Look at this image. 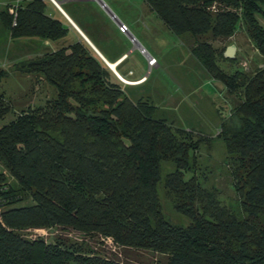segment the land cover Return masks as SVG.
<instances>
[{
  "label": "trees",
  "instance_id": "1",
  "mask_svg": "<svg viewBox=\"0 0 264 264\" xmlns=\"http://www.w3.org/2000/svg\"><path fill=\"white\" fill-rule=\"evenodd\" d=\"M142 1L168 32L195 41L229 39L243 26V44L231 43L238 49L233 60L208 42L191 52L213 80L241 91L219 137L235 156L231 175L246 217L238 220L220 206L195 176L185 179L206 139L193 141L191 132L155 118L148 101H132L91 47L74 30L69 34L66 20L52 19L42 0H34L15 17L0 13L10 40L63 44L18 65L52 86L55 98L0 127V165L17 186L0 174V264H122L91 250V238L100 248L110 238L124 254L151 252L153 264H264V29L256 19L264 0ZM239 59L255 65L250 74L219 67ZM9 112L0 94V122ZM162 162L174 166L164 187L176 212L190 220L186 227L161 212ZM43 228L70 234L51 243L24 236Z\"/></svg>",
  "mask_w": 264,
  "mask_h": 264
},
{
  "label": "rangeland",
  "instance_id": "2",
  "mask_svg": "<svg viewBox=\"0 0 264 264\" xmlns=\"http://www.w3.org/2000/svg\"><path fill=\"white\" fill-rule=\"evenodd\" d=\"M100 1L117 21L121 24L126 23L123 25L127 26L130 35L149 56L155 57L159 66L149 69L146 65L147 56L141 54V49L133 50V43L125 36L126 39L123 40L127 46L125 58L128 59L120 70L132 71L134 76L128 79L141 76L145 78L143 84L139 86H126L125 90L129 98L132 101L139 99L148 101L156 107L155 118L166 120L173 130L183 129L191 132L193 141L199 138L206 139L199 145L195 153V166L193 168L192 162L190 163L192 169L185 175V179L195 176L203 189L215 194L220 206L229 210L238 220H243L246 215L242 210L234 187L235 181L231 175L235 156L226 153L224 143L219 137L221 122L227 120V117L230 119L242 101V94L240 90L231 92L221 82L217 83L212 77L209 78V74L191 52L196 43L200 42H208L218 51H224L234 42L243 44L242 41L245 39L243 26L240 25L241 29L239 28L235 36L229 39L213 40L208 35L195 41L189 34L177 36L168 32L142 0ZM96 4L102 11L99 12L101 19L113 22L99 3ZM262 10L264 11V6ZM256 18L264 25V14H256ZM62 42L51 43V46H61ZM45 53H47L46 46L39 42V44L22 45L19 55L14 56L15 58L12 54L0 56V71L6 73V76L0 79V94L4 95L10 107V112L0 122V127L13 121L21 112L42 107L47 101L55 98V91L47 82L18 69L20 62L30 61ZM219 67L226 74L240 68L250 74L255 65L249 60L239 59L235 64L224 62L219 64ZM173 171V164L169 162L160 164L157 196L165 220L172 225L186 227L190 224V220L176 212L175 198L164 187L165 176ZM0 174H5L8 182L17 188L16 183L1 165ZM69 232L58 228H43L24 231V236L30 240L39 238L51 243L59 236L58 234L67 235L70 234ZM79 238L82 239L83 236ZM88 243L90 249L96 251L98 255L104 257L114 255L122 264H153L155 260V255L151 252L124 254L118 248H112L113 243L109 241H106L105 247L102 248L97 246L98 242L94 238L89 239ZM114 250L115 253L112 252Z\"/></svg>",
  "mask_w": 264,
  "mask_h": 264
},
{
  "label": "crops",
  "instance_id": "3",
  "mask_svg": "<svg viewBox=\"0 0 264 264\" xmlns=\"http://www.w3.org/2000/svg\"><path fill=\"white\" fill-rule=\"evenodd\" d=\"M33 1L34 0H0V13L7 9L8 14H11L12 10L16 11L18 8H24ZM42 2L45 5L46 15H48L52 19L64 18L68 23L67 27L69 30V34H71L74 30L83 40L85 38L101 54L106 62L110 64V66H114L116 72L118 73L117 67L118 69L122 68V66L128 59L125 58L127 56V46L125 45V42L123 40L126 39L125 36L129 38L130 33H120L115 20H113V22H110L101 19V13L99 15V12L102 11L96 4L98 3L97 0H42ZM257 21L264 29L263 23L259 22L258 19ZM122 23L126 25L125 22ZM68 39L73 41L76 38L72 35H68ZM129 40L134 45L133 50L140 49L135 39L134 42H132L131 38H129ZM39 42L46 46L47 52L55 51L57 47H59L58 45L51 46V43L48 41L10 40L6 30L2 27L0 20V56H8L12 54V57L15 58L14 56H16L21 50L22 45L26 46L27 44H39ZM61 44H63V42ZM142 49L143 48H141V50ZM144 53L147 54L145 50ZM146 65L149 69H151L147 64V60ZM158 67L159 66L157 64L152 68ZM122 73L124 77L119 73L118 75L123 79L134 76L130 69H122ZM208 77L211 78L210 75H208ZM144 79V76L136 79H125L128 82L125 85L127 87L139 86L143 84L142 81H144ZM215 82L218 83L219 81L215 80ZM215 88L218 87L215 86Z\"/></svg>",
  "mask_w": 264,
  "mask_h": 264
},
{
  "label": "water",
  "instance_id": "4",
  "mask_svg": "<svg viewBox=\"0 0 264 264\" xmlns=\"http://www.w3.org/2000/svg\"><path fill=\"white\" fill-rule=\"evenodd\" d=\"M99 5L107 12V14L110 16V18H112L113 20H115L117 25H120L121 23L119 21H117L113 14L106 8V6L104 5V3L100 0H97ZM57 3V2H56ZM84 38V37H83ZM129 38H131V40L134 42V38L132 37V35L129 34ZM84 41L91 47V49L96 53V55L104 62V64L109 68V70L124 84H126V80L123 79L122 77H120L118 75V73L116 72L114 66L111 67L110 64H108L106 62V60L101 56V54L84 38ZM139 48L141 49V47L139 46ZM236 46L234 45H230L228 47H226L224 53H223V57L227 60H233L236 57Z\"/></svg>",
  "mask_w": 264,
  "mask_h": 264
},
{
  "label": "built area",
  "instance_id": "5",
  "mask_svg": "<svg viewBox=\"0 0 264 264\" xmlns=\"http://www.w3.org/2000/svg\"><path fill=\"white\" fill-rule=\"evenodd\" d=\"M16 11L12 10L11 11V14L15 17L16 16ZM119 32L122 33V34H126L128 33V28L127 26L123 25V24H120L119 26ZM133 42V41H132ZM141 54L147 56V63H148V66L149 67H153V66H156L157 65V61L156 59H154L153 57L151 56H148L147 54L144 53V50L142 49L141 51ZM102 241L104 242V244H106V241H109L111 244L113 243L112 240L110 238H102Z\"/></svg>",
  "mask_w": 264,
  "mask_h": 264
},
{
  "label": "bare ground",
  "instance_id": "6",
  "mask_svg": "<svg viewBox=\"0 0 264 264\" xmlns=\"http://www.w3.org/2000/svg\"><path fill=\"white\" fill-rule=\"evenodd\" d=\"M142 51V50H141ZM111 67H113L112 65H111ZM126 83H128V82H126ZM135 84H138V83H135Z\"/></svg>",
  "mask_w": 264,
  "mask_h": 264
}]
</instances>
